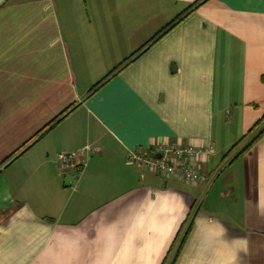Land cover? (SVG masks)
Wrapping results in <instances>:
<instances>
[{
	"label": "crops",
	"instance_id": "obj_1",
	"mask_svg": "<svg viewBox=\"0 0 264 264\" xmlns=\"http://www.w3.org/2000/svg\"><path fill=\"white\" fill-rule=\"evenodd\" d=\"M197 1L0 0V264H168L189 222L172 264H264V134L225 158L264 116V0ZM159 142L212 146L204 180L127 161Z\"/></svg>",
	"mask_w": 264,
	"mask_h": 264
},
{
	"label": "built area",
	"instance_id": "obj_2",
	"mask_svg": "<svg viewBox=\"0 0 264 264\" xmlns=\"http://www.w3.org/2000/svg\"><path fill=\"white\" fill-rule=\"evenodd\" d=\"M212 152V146L159 142L140 152L129 153L127 161L146 168L162 179L172 177L184 183L195 184L204 180L201 164ZM80 155L81 151L59 153L56 156L57 169L64 173L83 167L85 164L78 159Z\"/></svg>",
	"mask_w": 264,
	"mask_h": 264
},
{
	"label": "trees",
	"instance_id": "obj_3",
	"mask_svg": "<svg viewBox=\"0 0 264 264\" xmlns=\"http://www.w3.org/2000/svg\"><path fill=\"white\" fill-rule=\"evenodd\" d=\"M200 1V0H198ZM197 1V2H198ZM193 5H191L189 8H191ZM264 81V78H262ZM40 134V133H39ZM264 134V116L243 136L237 143H235L226 153L225 158L232 153L233 150H235L240 143L245 141L247 137H249L248 141L234 154V156L227 162V164L231 163L235 159H237L239 156H241L246 150H248L251 145L262 135ZM15 153L10 155L12 157ZM190 229V222L186 225L184 233L182 234L181 238L178 241V244L174 246L173 248L171 247L169 249V252L167 253V259H170L168 264H172L174 262V259L176 258L179 249L181 248L184 239ZM180 235V233H179ZM166 259V257H165ZM166 259V260H167ZM165 264V263H164Z\"/></svg>",
	"mask_w": 264,
	"mask_h": 264
},
{
	"label": "rangeland",
	"instance_id": "obj_4",
	"mask_svg": "<svg viewBox=\"0 0 264 264\" xmlns=\"http://www.w3.org/2000/svg\"><path fill=\"white\" fill-rule=\"evenodd\" d=\"M223 160H224V159H223ZM225 166H226V164H225ZM204 189H205V188H204ZM204 189H203L202 191H204ZM206 190H207V188L205 189L204 193L202 194V198L205 197L206 192H207Z\"/></svg>",
	"mask_w": 264,
	"mask_h": 264
}]
</instances>
